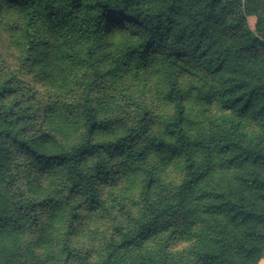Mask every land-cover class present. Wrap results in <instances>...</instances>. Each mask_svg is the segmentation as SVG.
<instances>
[{
	"label": "trees",
	"instance_id": "1",
	"mask_svg": "<svg viewBox=\"0 0 264 264\" xmlns=\"http://www.w3.org/2000/svg\"><path fill=\"white\" fill-rule=\"evenodd\" d=\"M3 11L22 67L52 89L67 73L80 97L46 105L0 57V264H259L264 0H0ZM129 73L156 77L169 110L157 125L114 102ZM119 176L134 199L115 198L111 230L74 250L81 210L110 214L99 189Z\"/></svg>",
	"mask_w": 264,
	"mask_h": 264
},
{
	"label": "rangeland",
	"instance_id": "2",
	"mask_svg": "<svg viewBox=\"0 0 264 264\" xmlns=\"http://www.w3.org/2000/svg\"><path fill=\"white\" fill-rule=\"evenodd\" d=\"M245 19L249 28L252 31L256 30L257 17L245 16ZM16 23H18V20L12 13L6 11L0 12V57L4 65L9 71H14L22 81L34 87L46 105H50L53 98L63 103H75L80 97L76 84L73 80H70L69 84H62L63 81H65L64 75L67 73L60 76V82L57 88L52 89L46 77L35 68L22 67L21 61H19L18 58V50L13 43V36L15 35L13 26H15ZM40 36L45 35L39 34V37ZM120 40L121 36H116L113 42H119ZM114 87L115 89L110 90L114 102L118 105H123L126 115L130 118L138 114L140 115L145 108L155 117V125H157L158 121L163 118L162 116L169 112L168 108L156 98V77H152L151 75L135 77L133 74L129 73L116 79ZM39 123L43 124L44 128L47 130L54 125L48 117H46L45 121L39 119ZM100 139L101 138L98 140ZM164 172L172 182L178 181L181 175V168L177 160L171 162L168 167L164 168ZM26 179L34 180V174L30 173L26 176ZM133 185L134 182L131 180V177L126 179V176L125 178L119 176V178L114 181L109 180L100 187L99 196L101 195V199L106 203L107 208L110 210V214L106 216L99 210L90 211L82 209L80 217L77 220L76 233L71 238L72 248L74 250L89 251L91 248H95L98 245L101 237L107 234L113 226L110 215L117 207L113 206V200L119 198L126 203H131L132 198L134 199L133 194L135 192ZM111 201L112 203H110ZM26 244H29L30 252L33 250L35 254H41L40 250L34 247L35 245H33L32 237L26 239ZM186 245L187 244L181 240H173L169 244L172 251H180L184 249ZM259 264H264V255L259 261Z\"/></svg>",
	"mask_w": 264,
	"mask_h": 264
}]
</instances>
